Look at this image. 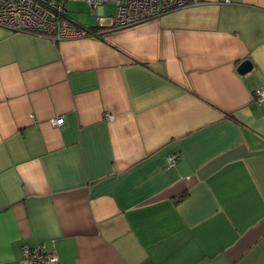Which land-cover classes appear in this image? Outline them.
<instances>
[{
  "label": "crops",
  "instance_id": "0c3cea01",
  "mask_svg": "<svg viewBox=\"0 0 264 264\" xmlns=\"http://www.w3.org/2000/svg\"><path fill=\"white\" fill-rule=\"evenodd\" d=\"M203 1L0 27V264H264V0Z\"/></svg>",
  "mask_w": 264,
  "mask_h": 264
},
{
  "label": "built area",
  "instance_id": "2783aa9c",
  "mask_svg": "<svg viewBox=\"0 0 264 264\" xmlns=\"http://www.w3.org/2000/svg\"><path fill=\"white\" fill-rule=\"evenodd\" d=\"M73 0H0V27L12 31L30 33L53 40L76 39L87 36L83 27L72 22L67 16L65 5ZM90 7H103L106 3L115 6L111 17L103 12L97 16L102 22L110 20L114 27H126L132 24L154 19L169 11L202 4L203 0H85ZM228 3L229 0H224ZM256 99H264V88L256 91ZM109 117V116H108ZM63 122L61 116L52 119L53 125ZM175 155L167 157L173 164ZM22 253L27 264H56L57 256L47 252L43 246H23Z\"/></svg>",
  "mask_w": 264,
  "mask_h": 264
},
{
  "label": "rangeland",
  "instance_id": "374dc122",
  "mask_svg": "<svg viewBox=\"0 0 264 264\" xmlns=\"http://www.w3.org/2000/svg\"><path fill=\"white\" fill-rule=\"evenodd\" d=\"M104 6V16L110 17L114 13V5L106 3ZM92 7L85 0L68 1L65 5V13L68 18L78 19L79 24L85 25L90 20V16H95Z\"/></svg>",
  "mask_w": 264,
  "mask_h": 264
},
{
  "label": "water",
  "instance_id": "95a60500",
  "mask_svg": "<svg viewBox=\"0 0 264 264\" xmlns=\"http://www.w3.org/2000/svg\"><path fill=\"white\" fill-rule=\"evenodd\" d=\"M251 68V62L248 59H244L240 62V64L237 67V71L239 73H246Z\"/></svg>",
  "mask_w": 264,
  "mask_h": 264
},
{
  "label": "trees",
  "instance_id": "16d2710c",
  "mask_svg": "<svg viewBox=\"0 0 264 264\" xmlns=\"http://www.w3.org/2000/svg\"><path fill=\"white\" fill-rule=\"evenodd\" d=\"M87 32V36H95L100 31L98 27L84 28Z\"/></svg>",
  "mask_w": 264,
  "mask_h": 264
}]
</instances>
